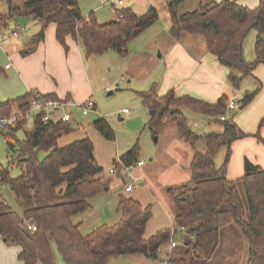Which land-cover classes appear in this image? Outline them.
<instances>
[{
  "label": "trees",
  "instance_id": "1",
  "mask_svg": "<svg viewBox=\"0 0 264 264\" xmlns=\"http://www.w3.org/2000/svg\"><path fill=\"white\" fill-rule=\"evenodd\" d=\"M179 1L167 3L168 34L174 40L181 39L185 33L201 35L206 51L228 69L227 80L234 90L243 76L251 75L257 64H264V0H259L254 8L235 0L200 1L198 7L184 12L177 11ZM0 4L6 5V11L0 12V32L9 27L13 16L28 15L40 25L26 53L43 38L47 25L54 24L56 39L65 47L66 37H71L81 43L86 56L109 50L124 56L129 41L158 18L153 6L141 16L134 14L130 7L117 9L114 19L101 23L92 12L83 11L77 0H0ZM251 28L257 32L255 58L246 61L242 41ZM257 83L254 90L240 98L237 107L241 109L253 99L261 87ZM33 96L29 92L13 100L0 101V116H10L14 110L24 112ZM42 96L54 98L51 94ZM140 96L142 103L153 112L150 129L174 123L180 139L193 149L188 166L190 184L169 189L173 192V222L185 235L182 248H172L177 257L170 258L165 253L166 264L206 263L202 252L210 247L209 230L201 227L212 223L208 217L224 212L231 214L248 242L246 264H264V168L245 159L240 177H226L230 144L245 135L232 118L219 119L225 112L228 96L222 94L216 101L206 102L188 95L176 96L172 90L159 96L153 87L140 92ZM184 109L208 116L219 123L222 131L197 135L189 129ZM25 123L21 119L4 131L14 140L6 143L20 165V174L10 177L7 170H0V183L7 181L22 205V215H18L0 200V238L19 246L17 258L21 264H55L53 246L65 264H106L109 258L123 254L158 259L161 247L169 242L170 229H159L145 237L150 206H143L131 195H118L116 222L101 223L88 233L81 231L82 221L77 216L89 209L92 198L109 188V181L102 178V168L95 161L92 141L83 137L60 146L58 139L73 128L67 122H42L40 116H34L32 129L25 131L19 141L15 132ZM263 123L264 117L259 126ZM93 125L104 138H115L103 118L95 120ZM199 142L203 143L202 150L196 149ZM223 146L226 154L223 163L217 166L214 156ZM39 151L45 152L42 159L37 157ZM137 156L138 148L133 146L120 159L129 166L138 161ZM239 185L246 200L244 209L234 193ZM30 219L36 226L34 231L25 226V221ZM197 219L199 223L195 225Z\"/></svg>",
  "mask_w": 264,
  "mask_h": 264
},
{
  "label": "rangeland",
  "instance_id": "2",
  "mask_svg": "<svg viewBox=\"0 0 264 264\" xmlns=\"http://www.w3.org/2000/svg\"><path fill=\"white\" fill-rule=\"evenodd\" d=\"M123 1L125 6L121 8L130 7L131 11L138 16L145 14L148 8L153 6L157 10L158 18L151 26L129 41L124 56L109 50L103 54L85 57L86 74L89 78L88 95H91L95 102L96 111L84 116L82 125L78 128L71 125L73 130L68 134H63L58 139V143L62 146L72 140L88 137L94 145L95 161L102 168V178L109 181V188L108 191L95 196L91 202V207L80 214L83 219L92 211L99 215V218L93 217L88 221L87 219L84 220L89 223L96 222L93 225L98 223L110 224L118 220L116 201L112 200L113 190L124 179L117 173H109L108 170L114 166L115 161L121 155L133 146H137V159L144 161V164L131 169L132 175L137 178L131 196L137 198L143 206H150L151 216L146 223L144 236L148 237L159 229L168 228L170 229L169 242L174 240L176 248L180 249L185 233L173 222V192L169 189L190 184L188 166L193 149L180 139L174 123H166L156 130L150 129L151 109L142 103L140 96V92L147 91L152 87L159 96L167 93L166 90L161 91L160 87L164 75L165 57L158 58V55L165 51V41L170 25L167 3L172 0ZM129 1H132L133 4L128 6ZM200 1L204 3L208 0H180L177 11L192 10L198 7ZM214 1L220 2L221 0ZM235 1L249 8H254L259 4V0ZM77 2L82 10L87 8L86 12H92L98 22L110 21L116 17L115 10L110 6L101 4L100 0H77ZM5 11L6 5L0 4V12ZM39 27L38 22L32 19L24 26H20L19 31L16 30L18 34L13 33L14 28L11 27L4 29L0 34L1 101L13 100L21 95L18 94L20 90L13 87L18 80L10 47H20L19 53L26 56L27 47L23 41L25 39L33 41ZM256 34V30L251 28L243 38L242 54L246 61H253L255 58L253 49ZM185 35L188 34L185 33L183 36ZM195 38L199 45L204 44L201 35H196ZM5 63L11 65L10 70H3ZM254 70L264 71V64H257ZM226 81L228 82L227 77ZM216 84L218 83L216 82ZM257 84L254 77L246 75L242 77L237 90H234L228 83L223 94H226L228 98L236 94L239 104L240 98L254 90L258 86ZM110 91L111 93H109ZM197 91L199 90H196L195 94L182 95L192 96L206 102L211 101L208 98L204 99ZM123 109H127V112L122 113ZM240 110L242 108L239 107L233 110L225 109L224 114L233 120V115ZM183 114L187 119L189 129L199 136L222 131L219 123L210 120L206 115L197 114L187 109L183 110ZM104 115H109L106 122L114 132L115 138L113 140L104 138L93 125L95 120ZM76 118H81L80 112H76ZM33 119L34 116L31 113L23 127L15 132L17 140L21 141L24 132L32 129ZM262 142L264 143V141ZM202 148L203 143L199 142L196 149L202 150ZM224 149L226 150V147H221L216 155L217 166L223 162L221 160L224 158ZM44 155V151H39L37 157L42 159ZM0 170H7L10 177H16L21 172L20 165L8 149L3 136H0ZM234 193L238 203L244 209L246 200L240 185L234 188ZM0 200H3L13 212L22 215L21 202L7 181L0 183ZM105 210L108 212L107 215H104ZM216 217H208L212 223L207 222L201 227L202 230H209L207 239L210 247L202 252L206 262L204 264H246L248 242L239 225L230 213L224 212ZM198 219L195 221V225L199 223ZM169 242L161 247L158 259H148L139 254H123L109 258L106 264H166L164 261L166 252L170 258L178 255L174 249L169 247ZM18 251V245L3 242L0 238V264H20L17 258ZM52 252L55 264H65L54 246Z\"/></svg>",
  "mask_w": 264,
  "mask_h": 264
},
{
  "label": "crops",
  "instance_id": "3",
  "mask_svg": "<svg viewBox=\"0 0 264 264\" xmlns=\"http://www.w3.org/2000/svg\"><path fill=\"white\" fill-rule=\"evenodd\" d=\"M131 4L133 2L129 1L128 6ZM31 20L30 17L29 21ZM11 24L12 20L10 19L9 27H12ZM13 28L19 31L17 25ZM195 37L196 35L188 34L179 40H174L168 34L165 51L158 55V58L165 57L161 91L172 90L175 95L179 96L195 94L194 92L199 90L197 92H200V96L214 102L228 87L226 81L228 69L221 65L214 55L206 51L204 44L199 45L195 41ZM29 41L26 39L23 41L27 47L26 50L33 45L32 41ZM65 45L66 47L56 39L55 25L49 24L44 30L43 38L34 45L31 52H25L26 56L19 53L20 47H10L18 80L13 87L20 90L18 94H21L17 97L33 92L40 95L51 94L54 98L82 101L91 96L88 95L89 78L86 74L85 59L87 56L81 43L71 37H66ZM10 69L11 65L8 69L3 67L4 71ZM248 76L259 81L261 87L253 99L233 115V121L245 135L233 140L230 144V155L225 173L228 179L238 178L243 174L245 159L264 167V143L260 140V137L264 139V123L259 126L260 120L264 117V71L253 69L251 75ZM81 125L82 123L79 124V126ZM258 134L260 137L257 136ZM220 149L214 156L215 164L216 155ZM226 150H223V157H225ZM222 159L224 160V158ZM132 192H123V183H121L114 187L112 200L117 201L119 194L131 195ZM92 200L93 198L90 200V207ZM94 213V211L90 212L84 219L77 216V220L82 221L80 229L83 233H88L100 224L93 225L96 222L84 221L93 217L99 218V215ZM107 213L105 210L104 215Z\"/></svg>",
  "mask_w": 264,
  "mask_h": 264
},
{
  "label": "built area",
  "instance_id": "4",
  "mask_svg": "<svg viewBox=\"0 0 264 264\" xmlns=\"http://www.w3.org/2000/svg\"><path fill=\"white\" fill-rule=\"evenodd\" d=\"M101 4L110 6L112 9L117 10L121 9L122 6H125L123 0H100ZM121 16V13H119ZM18 31V30H17ZM16 29H13V33H17ZM18 34V33H17ZM10 68L9 64L4 66V69ZM33 97L29 100L28 109L23 111L14 110L10 116H0V136H3L6 142H13L14 140L4 134V131L9 127L16 124L21 119L28 120L31 113L33 116H40L42 122H67L70 125L79 126L83 121V117L87 116L90 112L95 110V102L88 96L82 101H76L70 98H51L44 97L40 94L33 93ZM238 105V97L236 94L232 95L226 103L227 110H233L237 108ZM76 112H80L81 118H76ZM127 109H123L122 113H126ZM109 115H104L100 118L106 120ZM228 116L222 114L219 119L225 120ZM144 164V161L138 160L133 165L125 166L121 161L120 157L117 161H115L114 166L109 168V173H117L122 176L124 180L123 183V192H131L133 191L137 178H135L131 169L141 166ZM25 226L28 230L34 231L36 230V226L30 220L25 221ZM176 246V242L174 240L169 242V247L173 248Z\"/></svg>",
  "mask_w": 264,
  "mask_h": 264
},
{
  "label": "water",
  "instance_id": "5",
  "mask_svg": "<svg viewBox=\"0 0 264 264\" xmlns=\"http://www.w3.org/2000/svg\"><path fill=\"white\" fill-rule=\"evenodd\" d=\"M86 10L87 8H84L83 11H86ZM11 20H12L11 28H13L15 25L20 27V26H24L30 20V16L28 15L13 16ZM109 93H111V91ZM150 114H152V110H150ZM30 222H33V220L30 219Z\"/></svg>",
  "mask_w": 264,
  "mask_h": 264
},
{
  "label": "bare ground",
  "instance_id": "6",
  "mask_svg": "<svg viewBox=\"0 0 264 264\" xmlns=\"http://www.w3.org/2000/svg\"><path fill=\"white\" fill-rule=\"evenodd\" d=\"M238 97V96H237ZM229 100V99H228Z\"/></svg>",
  "mask_w": 264,
  "mask_h": 264
}]
</instances>
